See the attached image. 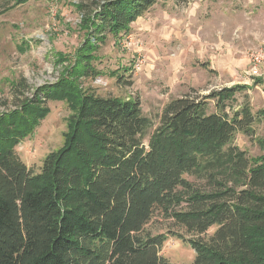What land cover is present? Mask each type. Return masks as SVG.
<instances>
[{"label": "trees", "instance_id": "1", "mask_svg": "<svg viewBox=\"0 0 264 264\" xmlns=\"http://www.w3.org/2000/svg\"><path fill=\"white\" fill-rule=\"evenodd\" d=\"M159 1L80 4L86 36L59 57L68 62L59 80L0 114V264H172L161 254L170 237L191 245L192 264H264V140L255 157L235 145L238 131L253 136L256 117L248 101L227 110L247 85L170 100L148 144L151 119L138 97L80 85L103 73L95 62L108 36L128 33ZM111 74L123 82L119 69ZM50 100L72 114L64 144L34 172L16 147ZM158 216L170 222L166 230H153Z\"/></svg>", "mask_w": 264, "mask_h": 264}, {"label": "rangeland", "instance_id": "2", "mask_svg": "<svg viewBox=\"0 0 264 264\" xmlns=\"http://www.w3.org/2000/svg\"><path fill=\"white\" fill-rule=\"evenodd\" d=\"M91 2L27 0L0 6V114L59 80L68 64L59 57L71 56L86 36L79 5ZM263 43L264 0H161L133 22L128 33L109 35L95 62L103 73L79 81L85 90L100 96L138 97L143 114L151 119L145 144L170 100L186 93L206 95L225 86L247 85L227 110L233 113L249 102L256 117L254 134L238 131L234 144L255 157L263 152L257 139L264 140L260 113L264 64L258 74L250 69L251 55ZM118 69L123 82L111 74ZM47 104L49 114L16 147L34 172H40L46 156L64 144L72 114L65 101ZM214 110L210 101V111ZM169 224L158 216L152 228L166 230ZM161 254L172 264H192L196 256L191 245L177 237L167 239Z\"/></svg>", "mask_w": 264, "mask_h": 264}, {"label": "built area", "instance_id": "3", "mask_svg": "<svg viewBox=\"0 0 264 264\" xmlns=\"http://www.w3.org/2000/svg\"><path fill=\"white\" fill-rule=\"evenodd\" d=\"M142 64V60H139L137 66ZM264 64V43L261 44L251 55V73L258 74L259 68Z\"/></svg>", "mask_w": 264, "mask_h": 264}]
</instances>
